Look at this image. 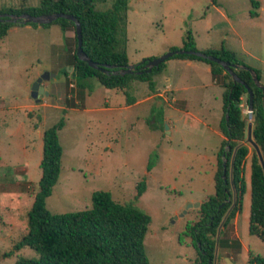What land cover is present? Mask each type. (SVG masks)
Here are the masks:
<instances>
[{
    "label": "rangeland",
    "instance_id": "374dc122",
    "mask_svg": "<svg viewBox=\"0 0 264 264\" xmlns=\"http://www.w3.org/2000/svg\"><path fill=\"white\" fill-rule=\"evenodd\" d=\"M254 1L258 8L251 0H128L129 65L178 50L189 35L198 52L221 46L234 52L259 72L263 84L264 0ZM39 2L0 0V9ZM112 2L105 0L96 10L106 11ZM73 38L72 28L63 33L57 25H25L0 40V264L38 256L28 247L13 251V246L26 233L41 178L43 131L61 118V168L46 199L47 211L86 210L94 192H109L114 201L131 202L150 216L144 248L151 264H195L190 229L201 220V205L215 193L223 88L210 73L174 60L165 62L164 76L153 77L154 91L138 81L109 90L96 79L79 88L71 77ZM45 74L48 79L40 84L45 90L32 98L33 83ZM169 77L196 87L169 92L164 85ZM240 107L250 123L245 97ZM243 143L250 152L240 211L225 227L226 246H216L214 264H227L226 259L264 264V243L248 232L251 145ZM140 182L145 189L136 197Z\"/></svg>",
    "mask_w": 264,
    "mask_h": 264
},
{
    "label": "trees",
    "instance_id": "16d2710c",
    "mask_svg": "<svg viewBox=\"0 0 264 264\" xmlns=\"http://www.w3.org/2000/svg\"><path fill=\"white\" fill-rule=\"evenodd\" d=\"M104 2L105 0H40L34 7L2 8L0 14L42 16L62 13L76 18L81 27L83 52L94 63L108 65L109 68L105 69L107 73L95 70L77 58L75 26L72 21L66 19L59 18L46 25L13 23L4 19L0 22V40L4 39L13 27L29 25L34 28H47L57 25L63 33L72 28L75 49L72 55L71 77L79 88L83 87L84 81L96 79L101 86L109 90H123L128 88L132 81H138L147 83L150 90L154 91L156 82L153 77L162 73L165 63L152 69L150 73H131L123 76L113 74V71L123 70L129 65L126 53L128 0H113L108 10H96V5ZM251 4L258 8V3L254 0H251ZM256 15L251 13L252 17ZM173 50L177 49L171 48L169 51ZM178 50L197 51L189 35ZM202 53L236 65L237 68H232L233 72L251 89V137L264 161V90L255 85L249 71L251 68L245 66L234 52L221 46L219 49H208ZM170 59L206 63L210 67L213 80L216 83L219 81L223 88V115L219 124L223 141L217 159L215 193L201 205V220L190 229L197 250L195 264H214L216 246H226V241L223 240L225 227L235 213L240 211L239 204L244 193L243 172L250 149L243 143L247 137L248 122L240 106L243 97L247 107L249 106V96L244 85L234 82L231 76L214 62L187 54L174 55ZM148 60L150 59L134 65V72L143 71ZM254 73L260 82L259 72L254 70ZM64 74L68 75L67 71H64ZM63 126L64 119L61 118L43 131L41 178L27 214L26 233L13 246V251L28 247L38 256L30 259L19 258L14 264H151L144 248V238L151 218L133 203H118L109 192L97 191L91 195L89 209L59 215L47 211L46 199L51 195L60 174L62 147L58 134ZM221 158H226L231 163H226L225 179L222 177L224 160ZM230 167L237 191L236 206L217 234L221 218L228 208V205L220 209L219 206L226 198ZM249 169L248 232L264 243V171L258 153L252 145ZM137 189L136 197H139L145 189L144 182H140ZM10 254L12 252L5 253L4 256Z\"/></svg>",
    "mask_w": 264,
    "mask_h": 264
},
{
    "label": "water",
    "instance_id": "95a60500",
    "mask_svg": "<svg viewBox=\"0 0 264 264\" xmlns=\"http://www.w3.org/2000/svg\"><path fill=\"white\" fill-rule=\"evenodd\" d=\"M62 18V19H66L69 21H72L74 23L75 26V35L77 38V47H76V56L80 61L86 62L88 64L89 67L101 71V72H105L107 73V71L105 69H108L109 66L108 65H98L96 63H94L93 61H91L83 52L82 49V36H81V27L79 22L77 21L76 18L69 16V15H65L62 13H56V14H51V15H42V16H32L29 14H21V15H7V14H0V22L1 21H7V22H20L23 24H29V23H34L37 25H46V24H50L54 21H56L57 19ZM178 54H187V55H194L196 57L202 58V59H207L208 61L214 62L218 65H220L224 71H226V73H228L232 80L234 82L237 83H241L242 85H244L247 89V93L249 96V106L248 109L251 112L252 109V92L251 89L245 84L243 83L238 77L237 75L233 72L232 68H237L236 65H231L228 62L222 61L214 56H210V55H206L202 52H198V51H186V50H173V51H169L166 54L158 57V58H152L150 60H148L146 62V64L143 67V71H138V72H134V65H128L127 68L120 70V71H113V74L115 75H120L123 76L125 74H131V73H136V74H142V73H150L152 71V69L154 68H158L161 64L165 63L167 60H169L171 57H173L174 55H178ZM253 76V80L254 83L257 87L261 88L262 90H264V84H261L256 76V74L254 73V71L249 70ZM48 79V74L42 75L40 76L32 85L31 88V97L32 98H36L38 95L42 94L43 91L45 90L44 87H42L40 84L42 83V81L47 80ZM45 95L47 94V92L45 91L44 93ZM246 140L248 143H250V145H252V147H254L258 153V157L260 160V164L263 168L264 171V161L259 153V150L257 148V146L255 145V143L252 140L251 137V123H248V127H247V137ZM223 177L225 178V161H223ZM226 263L227 264H232V262L228 259H226Z\"/></svg>",
    "mask_w": 264,
    "mask_h": 264
},
{
    "label": "flooded vegetation",
    "instance_id": "af4514ba",
    "mask_svg": "<svg viewBox=\"0 0 264 264\" xmlns=\"http://www.w3.org/2000/svg\"><path fill=\"white\" fill-rule=\"evenodd\" d=\"M225 170H226V161H225ZM228 171H229L228 182H226L228 190H225L226 198H225L224 202L219 206V209L221 207H224L225 205H228V208H227V211L225 212V215L221 218V221L219 223V227L217 228V234L222 229V225H223L224 221L226 220V218L229 216V214L231 213L233 208L236 206L237 191H236V188H235L233 180H232V177H233L232 176V168L230 167ZM222 177H223V175H222ZM215 260H216V255H214V263H215ZM232 264H236V263L232 262Z\"/></svg>",
    "mask_w": 264,
    "mask_h": 264
},
{
    "label": "crops",
    "instance_id": "0c3cea01",
    "mask_svg": "<svg viewBox=\"0 0 264 264\" xmlns=\"http://www.w3.org/2000/svg\"><path fill=\"white\" fill-rule=\"evenodd\" d=\"M170 60H174L176 62H179V64H182V65H185L186 67H192L194 68L195 70H201L203 72H208L210 73V67L209 65H207L206 63H203V62H199V61H192V60H183V59H170ZM166 69V66L164 68V70L162 71V73L160 75L164 76V71ZM164 82V80H163ZM165 82H169L168 85L164 84L166 89H168L167 91L169 92H180L181 90H184V89H189L188 87H196V85L194 86H185V85H179L175 82L174 79L172 78H166L165 79ZM226 263V262H225Z\"/></svg>",
    "mask_w": 264,
    "mask_h": 264
}]
</instances>
